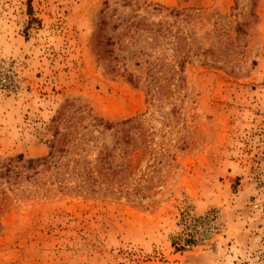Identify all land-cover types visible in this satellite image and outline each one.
Masks as SVG:
<instances>
[{
    "label": "rangeland",
    "instance_id": "rangeland-1",
    "mask_svg": "<svg viewBox=\"0 0 264 264\" xmlns=\"http://www.w3.org/2000/svg\"><path fill=\"white\" fill-rule=\"evenodd\" d=\"M7 70L0 264H264V0H0Z\"/></svg>",
    "mask_w": 264,
    "mask_h": 264
},
{
    "label": "built area",
    "instance_id": "built-area-1",
    "mask_svg": "<svg viewBox=\"0 0 264 264\" xmlns=\"http://www.w3.org/2000/svg\"><path fill=\"white\" fill-rule=\"evenodd\" d=\"M0 84L6 88L16 86L11 70L0 74ZM224 227L221 212L209 208L197 210L191 203L185 202L177 217L173 246L180 250H207L212 238L220 234Z\"/></svg>",
    "mask_w": 264,
    "mask_h": 264
},
{
    "label": "trees",
    "instance_id": "trees-1",
    "mask_svg": "<svg viewBox=\"0 0 264 264\" xmlns=\"http://www.w3.org/2000/svg\"><path fill=\"white\" fill-rule=\"evenodd\" d=\"M33 161V160H32Z\"/></svg>",
    "mask_w": 264,
    "mask_h": 264
}]
</instances>
